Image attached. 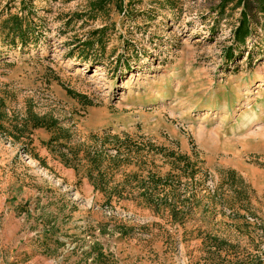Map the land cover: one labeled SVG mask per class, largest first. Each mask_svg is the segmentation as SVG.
Wrapping results in <instances>:
<instances>
[{"label":"rangeland","instance_id":"rangeland-1","mask_svg":"<svg viewBox=\"0 0 264 264\" xmlns=\"http://www.w3.org/2000/svg\"><path fill=\"white\" fill-rule=\"evenodd\" d=\"M95 1L0 0V264H264V0Z\"/></svg>","mask_w":264,"mask_h":264},{"label":"trees","instance_id":"trees-1","mask_svg":"<svg viewBox=\"0 0 264 264\" xmlns=\"http://www.w3.org/2000/svg\"><path fill=\"white\" fill-rule=\"evenodd\" d=\"M93 6L91 7V9L95 12H98L100 10L103 9L102 6V0H96L95 2H93ZM96 9V10H94ZM262 11H263V16H264V1L262 4ZM8 21L12 22V25L8 27V32L7 35L12 34L13 37H17L20 39V41L22 43L26 42V39L28 38V35L31 34L34 30L32 28H30V26L26 23V17L25 16H18L17 14H12L9 16V18H7L4 21V24L8 23ZM263 24H264V19H263ZM233 40L236 44V48H238L241 45H244V43L247 41V38L249 37V35L251 34V27H250V23L246 17V14H244L243 16H241V18L238 21V24L236 26V28L233 30ZM94 40H87L86 42H84V46L86 47H90L94 45ZM233 54L230 53L228 56V60L231 59L233 56ZM83 61H87V58H83ZM57 124V122L55 120H45V119H35L34 120V124H33V128L36 127H46V128H51L54 127ZM171 157H173V161L176 162H183V172L186 173L187 175L189 174L190 177H194V170H195V165L190 163V160L187 156L185 155H175L174 153H172ZM91 162L93 164H95V170H96V174H93L92 169L88 171V177L91 180V182L93 183V185L96 188H100L102 190H104V182H103V174L102 171L99 168V165L101 163V155L98 154V152L94 153V155L90 158ZM228 176L231 175V178H235L236 174L235 172H231V170H229V172L226 173ZM171 175H167L166 177H161L158 176L156 174H149V180L152 183V189L149 188H145V190L143 191L142 196L146 197L147 200L150 203H154L153 199L154 196L158 195L156 193V190L158 189V186L160 184V182H165L168 181L170 179ZM155 191V192H154ZM193 198H188V204L190 205V201H192L194 199V194L192 195ZM155 205H157V203H155ZM190 209V206H188L187 211H185V209H183V213H188V210ZM202 246L206 247L208 249V252L211 254H217L220 257V254H218L221 251H225V256L228 254V250L233 248V246H230L227 242H225L222 239H219L218 237L215 236H211V235H205V237L202 239ZM224 256V258H225ZM231 260V259H230ZM228 260V261H230ZM235 264H237V260L235 262Z\"/></svg>","mask_w":264,"mask_h":264}]
</instances>
